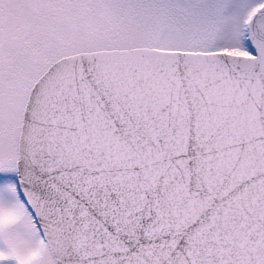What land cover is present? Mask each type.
I'll return each instance as SVG.
<instances>
[{
	"label": "snow or ice",
	"instance_id": "1",
	"mask_svg": "<svg viewBox=\"0 0 264 264\" xmlns=\"http://www.w3.org/2000/svg\"><path fill=\"white\" fill-rule=\"evenodd\" d=\"M0 264H264V0H0Z\"/></svg>",
	"mask_w": 264,
	"mask_h": 264
}]
</instances>
